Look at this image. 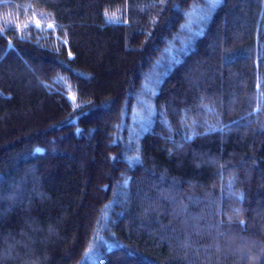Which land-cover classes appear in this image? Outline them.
<instances>
[{
    "label": "trees",
    "instance_id": "16d2710c",
    "mask_svg": "<svg viewBox=\"0 0 264 264\" xmlns=\"http://www.w3.org/2000/svg\"><path fill=\"white\" fill-rule=\"evenodd\" d=\"M0 264H264V0H0Z\"/></svg>",
    "mask_w": 264,
    "mask_h": 264
},
{
    "label": "rangeland",
    "instance_id": "374dc122",
    "mask_svg": "<svg viewBox=\"0 0 264 264\" xmlns=\"http://www.w3.org/2000/svg\"><path fill=\"white\" fill-rule=\"evenodd\" d=\"M200 9L201 8L198 7L194 10L191 9L189 12L188 11L186 12L187 20H186V24L184 26L186 31L193 32L195 30L196 23H199L201 17L203 16L202 14H200L201 13ZM142 97L139 98L138 101L136 102L135 109L133 111L134 112V118L136 119V122H134L136 124V126L134 128H132V133H135V132L138 133L139 127H142L144 125L145 120H146V116H148L149 113L151 112V110L148 109V107L146 106ZM141 115H142V118L140 119ZM143 129H144V127H143ZM94 252H95V249H94ZM94 252H93V248H90V250L88 251V256H86V259L88 261L92 260V257H94L93 256Z\"/></svg>",
    "mask_w": 264,
    "mask_h": 264
},
{
    "label": "snow or ice",
    "instance_id": "6c2138e0",
    "mask_svg": "<svg viewBox=\"0 0 264 264\" xmlns=\"http://www.w3.org/2000/svg\"><path fill=\"white\" fill-rule=\"evenodd\" d=\"M218 2V0H209L210 7L215 6V4ZM39 151V150H38Z\"/></svg>",
    "mask_w": 264,
    "mask_h": 264
}]
</instances>
